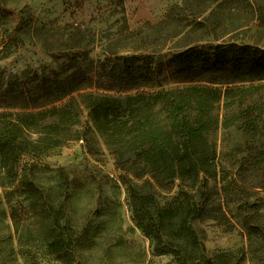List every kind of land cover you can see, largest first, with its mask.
<instances>
[{"label":"trees","instance_id":"obj_1","mask_svg":"<svg viewBox=\"0 0 264 264\" xmlns=\"http://www.w3.org/2000/svg\"><path fill=\"white\" fill-rule=\"evenodd\" d=\"M185 3L195 0L172 4L152 25V40L140 38L152 46L140 55L108 47L83 78L51 72L49 84L40 81L12 96L0 87V216L9 219L18 243L36 241L59 264H75L80 238L66 214L72 179L64 167L20 161L94 131L125 173L120 178L131 218L156 254H169L177 264H243L247 255L250 264H264V232L248 221L251 215L241 222L248 250L209 253L192 224L203 212L193 193L179 189L162 205L155 191L129 182L145 177L154 188L170 190L176 179L193 187L201 174L215 175L216 146L207 134L219 126L251 134L249 157L264 163V85H237L264 80V54L245 53V45L242 55L229 57L223 44L200 41L196 27L184 31ZM164 44L168 58L154 61L151 53Z\"/></svg>","mask_w":264,"mask_h":264},{"label":"rangeland","instance_id":"obj_2","mask_svg":"<svg viewBox=\"0 0 264 264\" xmlns=\"http://www.w3.org/2000/svg\"><path fill=\"white\" fill-rule=\"evenodd\" d=\"M180 1L0 0V87L9 89L8 96H12L40 81L49 84L51 72L58 78L74 73L83 78L91 61L95 64L103 59L108 47L114 51L120 47V54L140 55L152 49L150 42L142 44L140 38L152 40V25ZM182 12L184 31L196 27L200 41L223 44L229 57L242 55L239 48L245 45V53L264 54V0H195L194 6L185 3ZM136 44L139 49L132 50ZM167 46L152 52L151 58L166 60ZM202 77L210 80L208 74ZM251 84L264 85V80L237 85ZM243 131L219 126L208 132L216 146V173L201 174L193 187L180 179L170 190L154 188L145 177L129 181L143 191H155L162 205L179 189L193 193L203 212L192 224L209 253L240 247L248 250L241 225L245 215H251L248 221L264 232V163L256 164L249 157L254 152L253 137ZM33 161L39 166L64 167L72 179L66 214L80 238L75 264H177L169 254H156L150 239L136 227L120 178L125 173L116 168L96 132L67 140L43 157L24 156L20 163ZM40 179L49 180L42 175ZM252 247L255 251L256 245ZM246 257L243 264H250V256ZM0 264L59 261L36 241L18 243L9 219L0 216Z\"/></svg>","mask_w":264,"mask_h":264}]
</instances>
